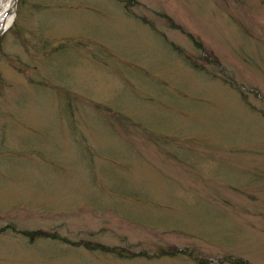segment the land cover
<instances>
[{
	"label": "rangeland",
	"instance_id": "1",
	"mask_svg": "<svg viewBox=\"0 0 264 264\" xmlns=\"http://www.w3.org/2000/svg\"><path fill=\"white\" fill-rule=\"evenodd\" d=\"M135 1L17 0L0 35V227L264 264V0ZM188 33L217 63L175 52L200 58ZM0 264L199 263L7 231Z\"/></svg>",
	"mask_w": 264,
	"mask_h": 264
},
{
	"label": "trees",
	"instance_id": "2",
	"mask_svg": "<svg viewBox=\"0 0 264 264\" xmlns=\"http://www.w3.org/2000/svg\"><path fill=\"white\" fill-rule=\"evenodd\" d=\"M124 2H125V8L127 9V12L129 14H131L130 8H131V6H134L136 4V1L135 0H125ZM163 17L169 22L171 28L179 29L169 17H167L166 15H163ZM142 20L144 23L153 27L152 24L149 23L145 18H142ZM187 37L190 39V41L193 43V45L202 52L200 58H196V59L194 58L193 59L191 54L184 51L177 44H175L173 42H171L170 44L173 47V49L175 50V52L178 55H180V57H182L186 62H188L189 65H191V67H193L197 70H205V67H204L205 64H207V63H209V64L213 63L214 64L216 62V60L214 58H212V55L209 52V49H207L203 45V43H201L198 39H196L191 33H188ZM197 60L199 62H197ZM201 65H203V66H201ZM222 78H224L225 80H228L232 85L234 84V83H232V80H230L226 76H223ZM241 93L243 94V92H241ZM95 106H96V108L99 107V105H95ZM7 229H9L15 233L22 234L23 236L27 237L30 241H32L35 238L51 237L53 239H58L61 242L71 244V246H81V247H84L85 249L91 250V251L98 250V251L103 252V253H111V254L117 256V258H121V259H123V258L124 259H130V258H136V257H145L148 259H152V258H159V257H163V256L186 255L189 258L198 262L199 264L211 263V260L209 257H206V256L203 257V256L199 255L198 253H195V251L193 249L187 250V249L176 248L173 246H165V247L157 248L152 253H148L147 251H133V250H131L127 247H124V246H108V245H104L101 243L92 242L89 240H82L81 239L78 241H72L66 237L60 236L56 232H44L41 230L18 231L12 224L0 228V233L7 230ZM219 262L220 263L227 262L228 264H249V262L246 259H243L240 257H234L232 255H226L224 257H221L219 259Z\"/></svg>",
	"mask_w": 264,
	"mask_h": 264
},
{
	"label": "bare ground",
	"instance_id": "3",
	"mask_svg": "<svg viewBox=\"0 0 264 264\" xmlns=\"http://www.w3.org/2000/svg\"><path fill=\"white\" fill-rule=\"evenodd\" d=\"M14 0H0V28L4 20L7 19V25H9L13 19V12L8 14L13 8Z\"/></svg>",
	"mask_w": 264,
	"mask_h": 264
},
{
	"label": "water",
	"instance_id": "4",
	"mask_svg": "<svg viewBox=\"0 0 264 264\" xmlns=\"http://www.w3.org/2000/svg\"><path fill=\"white\" fill-rule=\"evenodd\" d=\"M15 3H16V0H14V3H13V7H15ZM12 11H10L9 13H11ZM8 13V14H9ZM5 25H6V21H3V23H2V27H1V29H0V35L4 32V30H5Z\"/></svg>",
	"mask_w": 264,
	"mask_h": 264
}]
</instances>
